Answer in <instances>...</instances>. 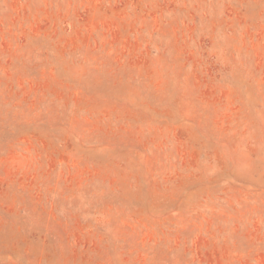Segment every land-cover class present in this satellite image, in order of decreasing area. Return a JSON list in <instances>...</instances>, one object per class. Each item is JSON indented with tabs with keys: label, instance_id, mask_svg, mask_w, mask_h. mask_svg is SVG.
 Instances as JSON below:
<instances>
[{
	"label": "rangeland",
	"instance_id": "obj_1",
	"mask_svg": "<svg viewBox=\"0 0 264 264\" xmlns=\"http://www.w3.org/2000/svg\"><path fill=\"white\" fill-rule=\"evenodd\" d=\"M0 264H264V0H0Z\"/></svg>",
	"mask_w": 264,
	"mask_h": 264
}]
</instances>
